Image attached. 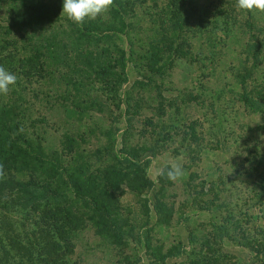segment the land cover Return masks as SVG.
<instances>
[{
	"label": "rangeland",
	"instance_id": "1",
	"mask_svg": "<svg viewBox=\"0 0 264 264\" xmlns=\"http://www.w3.org/2000/svg\"><path fill=\"white\" fill-rule=\"evenodd\" d=\"M194 2L196 25L189 31L182 23L174 34L179 48L161 35L171 32L165 31V16H159L161 3L135 6L130 28L121 31L107 28L118 26L108 12L85 19L83 25L93 24L91 34L101 32V38L81 35L62 12L32 31L1 28L12 3H0V45L1 40L12 43L5 44L6 50L16 48L14 53L24 59L16 84L0 95V105L13 106L20 116L27 112L26 135L41 136L50 150L59 147L66 132L82 136L85 162L111 163L113 154L121 156L122 149L135 147H144L142 159L149 160L144 167L148 188L131 189L117 181L110 189L122 240L97 235L86 223L57 241L35 213L26 221L7 213L26 224L21 249L31 241L39 245L32 251H39L41 262L35 254L33 260L22 259L21 252L27 253L23 249L15 256L22 264H264L235 242L249 236L248 226L264 228V11L241 10L237 0ZM185 10L193 11L187 3ZM52 46L55 61L48 60ZM115 48L126 54L125 79L118 86L105 66L106 57L97 65L92 57L71 65L75 56L99 51L116 56ZM148 56H156L153 69L147 67ZM35 60L44 62V70ZM98 66L108 73L95 74L91 67ZM112 68L119 72V67ZM248 94L254 108L242 100ZM80 107L87 111L77 113ZM34 119L41 122L36 125ZM175 164L185 174L171 181L161 172ZM224 217L227 229L217 240L210 220L223 225ZM16 258L10 261L19 264Z\"/></svg>",
	"mask_w": 264,
	"mask_h": 264
},
{
	"label": "trees",
	"instance_id": "2",
	"mask_svg": "<svg viewBox=\"0 0 264 264\" xmlns=\"http://www.w3.org/2000/svg\"><path fill=\"white\" fill-rule=\"evenodd\" d=\"M2 1L0 0V3ZM145 1H151L153 7H158L160 3L162 4V6H159L161 8L159 16H165L167 24L165 31L171 30L172 34L170 32L167 36L164 33H161V35H164L165 38L167 37V40L171 37L169 44L179 48L180 42H177V35L174 34L182 29V23L187 26L186 30L189 31L191 25H196V21L193 20L196 13V3H192V0H114L108 15L113 22H117L118 26L110 24L107 28L112 31L129 29L135 6L141 7ZM9 2L12 3V9L6 17V24L1 28H13L16 31H25V29L32 31L41 24L54 21L62 12L63 5V0H9ZM186 3L189 5V9L191 8L193 11L188 12L185 10ZM14 5L18 8L15 11ZM69 24L74 30L80 29V34L87 37L101 38L104 35L101 32L96 36L91 34L95 26L90 23L88 26L82 25L80 28H78V24L72 21ZM1 42L0 66L16 76L19 70H23L22 63H24V59L14 53L13 50H16V48L12 52L6 50L5 44L14 46L12 43L3 42V40ZM46 50L49 51V48H46ZM115 50L118 53L116 56H104L101 51L97 52L96 56H75L71 65H74L76 60L83 61L88 57H92L95 61L94 65H97L98 59L102 61V58L106 57L109 60H105V66H110L114 76L112 78L115 81V85L118 86L125 79L123 73L126 54L122 48H115ZM52 52L53 46L51 47L48 60L55 61V56L51 55ZM251 57L257 58V56ZM185 58L187 57L185 56ZM189 60L191 59L189 58ZM146 61H148L147 67L153 69L155 61L157 62L156 56H148ZM35 62L39 64L38 69L44 70L43 61L35 60ZM255 63L253 66H255ZM114 66L119 67V72H114L112 68ZM155 69L156 71L158 70V68ZM91 70L95 74L100 75V77L108 73L106 68L99 66L98 68L91 67ZM35 71L37 72V70ZM249 78H253V74H250ZM246 80L247 78H245V82ZM240 82L246 92L245 82L243 79ZM117 86H110V89L114 91ZM260 89L264 90V85ZM124 95H126V99L128 97L127 90ZM242 100L248 106L250 105L249 103H252L254 108L253 97L249 96V94L246 97L243 95ZM125 103H127L126 100ZM14 109L9 104L0 105V164L3 165L4 171V176L0 178V264H14L10 260L16 258L15 256H19L23 249L27 253L21 252L22 259L25 256L33 260L32 256L35 254L37 258L39 254L38 250L32 251V248L37 245L33 241L27 243L28 247L21 249L23 244L20 241L26 224L11 220L7 216V213L11 212L23 216L21 218L23 221H26L28 216L35 213L38 216V220L43 222L44 230L46 231L49 226L57 241L63 239L64 234V237H66L68 232L78 227H83L86 223L91 225L97 235H106L112 239L122 240V226L117 223V216L114 213L115 197L110 189L115 187L117 181L126 182L131 189H144L150 186L144 176V167L149 161L148 158L142 159L144 147L124 148L122 149L123 155H112L113 158H110L111 163H106L102 160H98L99 162L97 163H93V161L85 162L84 158L88 153L80 146L85 142L82 136L74 137L71 135L72 133L66 132L59 141V147L50 150L42 144L41 136L36 134L37 138L32 139L26 135L23 128L26 130L28 128L25 125L27 112L20 116L18 111ZM86 111V108L80 107L77 113ZM34 121L36 125L41 122L40 119H34ZM35 130L36 127L33 128V131ZM99 151L100 149H95L98 158L100 157ZM73 161L78 162L76 167L72 166L71 162ZM89 166L93 170H88ZM129 181H132V183L130 184ZM137 183L139 186H137ZM73 202H75L74 205H72ZM160 204L162 205V203H158V206ZM76 205H79L82 210L75 207ZM230 221L236 227L235 222ZM222 222L223 225L216 224L215 219L210 220V225L218 231L217 240L221 239L227 229L225 224L227 223V218L224 217ZM35 223V220L32 221L33 225ZM248 229L251 234L249 233V236L242 235V242L239 240L235 242L245 248L252 258L257 259L256 261L259 263H263L264 228H259V226L253 228L251 225V227L248 226ZM35 230L36 228L31 229V232ZM246 231H248L247 228ZM29 234L32 237L36 236L35 233ZM187 234L189 240L191 232L188 231ZM16 261L19 264L21 263V260H17V258ZM39 261V258H37V262ZM238 263L240 262L232 264ZM26 264L32 263L30 261Z\"/></svg>",
	"mask_w": 264,
	"mask_h": 264
},
{
	"label": "clouds",
	"instance_id": "3",
	"mask_svg": "<svg viewBox=\"0 0 264 264\" xmlns=\"http://www.w3.org/2000/svg\"><path fill=\"white\" fill-rule=\"evenodd\" d=\"M114 0H63L62 13L72 22L83 25L85 19L95 20L109 11ZM237 6L244 11H264V0H237ZM17 77L0 66V94L7 95L10 87L16 84ZM162 175L171 181L179 180L185 173L179 164L172 165ZM4 176L3 165L0 164V178Z\"/></svg>",
	"mask_w": 264,
	"mask_h": 264
}]
</instances>
